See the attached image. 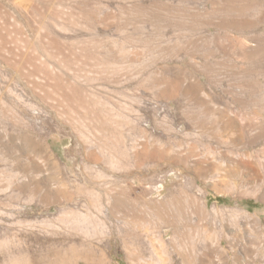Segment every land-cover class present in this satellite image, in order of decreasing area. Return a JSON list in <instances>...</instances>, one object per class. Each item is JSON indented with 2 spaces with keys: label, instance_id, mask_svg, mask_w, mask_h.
<instances>
[{
  "label": "rangeland",
  "instance_id": "obj_1",
  "mask_svg": "<svg viewBox=\"0 0 264 264\" xmlns=\"http://www.w3.org/2000/svg\"><path fill=\"white\" fill-rule=\"evenodd\" d=\"M263 4L0 0V242H82L92 255L78 264H264V166L225 192L199 172L232 137L264 149ZM12 143L39 190L19 188ZM114 195L144 221L112 211ZM160 202L179 207L176 226L155 220Z\"/></svg>",
  "mask_w": 264,
  "mask_h": 264
},
{
  "label": "bare ground",
  "instance_id": "obj_2",
  "mask_svg": "<svg viewBox=\"0 0 264 264\" xmlns=\"http://www.w3.org/2000/svg\"><path fill=\"white\" fill-rule=\"evenodd\" d=\"M222 9H224V8H222ZM223 12H224V10H223ZM236 24L240 28H242V27L246 28V25L244 24V22H242L240 20L237 21ZM59 87H61V86H59ZM69 95H70V93H69ZM68 98H70V97H68ZM215 118H216V120L222 122V129L224 132H226V134H228V132H230V131H238V130L240 131V129H241L240 126L236 123L237 118L234 119V118L228 117V115H226L222 112L221 113L219 112L217 114V116H215ZM102 126H101V128L104 130L105 127H102ZM106 131L109 132L110 130H106ZM103 133H105V132H103ZM109 133H107V136L112 135L111 133L110 134ZM104 136H105V134H104ZM229 138H231V136H229ZM242 142L243 141H238L236 137H232V139L230 140L232 147L230 149L219 150V154H220V158H221L220 162H218L216 164L206 163L205 165L199 166V172L203 176H205V175L207 176V174H210L212 172H216V174L218 176V180H216L212 183V188L215 189L216 191L225 192L224 190L230 189L232 187V185L234 184L232 182V185H231V180H234V182H237V183H245V182L249 183L252 178H255V176L251 177L252 176L251 173L253 175H255L259 172V170H261L263 168L264 165L260 161L261 160L260 158H261V156H264V149H260L259 151L255 152V153L248 152L247 147L244 143H243L244 145H242L241 147L240 146L238 147V145H241ZM13 144H15V143H12V145ZM14 148L18 151V153H17L18 155H15L13 157L14 169L17 170L15 172V175L18 177V181H21V182L23 181V183L19 186V188L20 189L21 188L22 189L31 188L33 191L39 190L40 185H41L39 181H33V180L28 181V180H26V178H24L25 177L24 173L26 172V167L24 166V164H22V162H20L19 156H21L25 152V150L18 147L17 144H15ZM145 148L146 147L144 146V151L146 150ZM90 158L92 160H95L96 157H95V155L92 154L90 156ZM107 159H108V157H107ZM108 160H110V159H108ZM256 176H258V175H256ZM47 191H46L47 194L50 193L52 195H56V197H54V199H53L54 203L59 202V199H60L59 196L61 194L63 195V198L65 199L64 201H67L70 198L69 193L67 191H65L64 189H61L59 187H57L56 189L49 187ZM113 198H114L113 199L114 204H113V206L111 205L112 211L117 210V208L120 207L121 210L122 209L125 210L126 215L129 216L130 219L141 220V221L143 220V218H144L143 214L138 213V211H136V208L131 204V202H127L126 199H124V198L121 199L115 195L113 196ZM173 198L177 199L175 195L173 196ZM166 205L167 204H165L164 202H160L159 204H156V203L152 204L151 207L153 210V216L157 222H161L163 220L168 221V222L171 221L172 224L173 225L175 224V226H176V224L178 222V217L180 214V209L178 206L175 209H173V208L171 209V207L169 208ZM195 208L197 211H199L198 214L204 213V210H202V209L200 210L199 205ZM170 211H172V212H170ZM177 233H178V230L174 229V233H173L174 237H176V235H178ZM174 237H173V239H174ZM36 239L37 238H35L34 240H36ZM128 239L132 242V240L130 238H128ZM173 239H171V240H173ZM124 242H126V240ZM47 243L45 245H47ZM37 244H39V243L37 242ZM43 245L39 244L38 246L36 245L35 247H30L28 245L24 248V247H21V244H19L18 242H14L13 240H10V239L9 240L8 239L2 240L0 242V258H1L0 264H78V263H80V260H82V261L85 260L86 262L89 261L88 259L92 255L91 249L88 247H85L82 242L79 245H77L76 243H70L68 245H64V244L58 245V244H54V243L50 244L48 246H43ZM189 245L187 247H184L183 249L175 248L173 251H175L176 253H178L182 256H184V254L186 252H188V254L191 255L194 251V248H193L192 244L190 246ZM128 247H130V246H128ZM160 247L161 248H159V250L156 249L158 255L164 254V252L167 250L166 246H164L163 244H161ZM128 257L133 259L134 261L139 262V257H141V254H139L138 252H134V250H129L128 251ZM208 260L209 259H208L207 255H205L204 257H200L199 262L206 263V262H209ZM163 261L165 263L166 258H163ZM151 262H147L145 264H155V263H151ZM186 263H187V261H186Z\"/></svg>",
  "mask_w": 264,
  "mask_h": 264
},
{
  "label": "crops",
  "instance_id": "obj_3",
  "mask_svg": "<svg viewBox=\"0 0 264 264\" xmlns=\"http://www.w3.org/2000/svg\"><path fill=\"white\" fill-rule=\"evenodd\" d=\"M125 199H126V198H125ZM126 201H127V202H129V200H128V199H126Z\"/></svg>",
  "mask_w": 264,
  "mask_h": 264
}]
</instances>
